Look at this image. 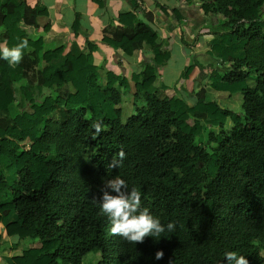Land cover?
<instances>
[{
	"label": "trees",
	"instance_id": "16d2710c",
	"mask_svg": "<svg viewBox=\"0 0 264 264\" xmlns=\"http://www.w3.org/2000/svg\"><path fill=\"white\" fill-rule=\"evenodd\" d=\"M184 1L222 29L199 51L214 63L205 86L186 92L193 103L157 75L172 51L151 12L103 29L116 49L152 51L127 78L105 70L94 43L40 33L45 6L0 0V45L29 42L18 66L0 59V264H85L90 254L93 264H229L230 251L264 264V0ZM155 6L182 29L186 54L194 50L181 12ZM118 175L175 230L137 244L113 235L98 203Z\"/></svg>",
	"mask_w": 264,
	"mask_h": 264
},
{
	"label": "crops",
	"instance_id": "0c3cea01",
	"mask_svg": "<svg viewBox=\"0 0 264 264\" xmlns=\"http://www.w3.org/2000/svg\"><path fill=\"white\" fill-rule=\"evenodd\" d=\"M30 6L43 5L48 11V22L40 33L44 34L48 31L62 36V42L67 45L72 42H77L80 45H85L88 42L94 43L97 47V52L94 53L95 59L104 63V68L107 71L113 72L116 75L129 78L132 74L141 72L146 64H151L153 59L152 51L148 48H142L137 55L133 54L130 45L114 48L116 42L103 33V29L107 26H129L137 18H142L143 12H151L153 14L152 27L156 29L162 39L170 38V50L172 55L170 60L162 66L157 67V75L165 84L166 70L168 66H173V58H180L183 54L187 66L191 62L190 53L194 50L187 49L185 52L180 42V31L177 23L171 17H165L160 10L155 6L156 3L166 5L170 8H177L184 17V30L189 34L191 40L199 39L205 41L204 49L208 48L209 40L212 37L214 28H207L209 22L208 17L204 16L199 6L187 4L184 0L168 1V0H25ZM78 22L77 30L72 29L74 22ZM203 22V23H202ZM202 23L199 28H194ZM209 30L207 35L197 37V33L201 30ZM44 31V32H43ZM30 34H36V31L27 28ZM203 49V50H204ZM83 58V59H82ZM206 58V57H205ZM208 59V58H207ZM209 60V59H208ZM84 61V56L81 57V62ZM173 62V63H170ZM192 63V62H191ZM194 65V64H193ZM200 63L195 64L197 73L199 74ZM180 71V70H179ZM175 71V78L179 77L180 72ZM193 69V73H194ZM189 77L190 81L198 76V74ZM193 77V78H192ZM176 81V80H175ZM206 81V79H205ZM185 82V81H183ZM174 83V82H173ZM179 83V82H178ZM194 83V82H193ZM205 84V83H204ZM172 85V84H171ZM169 86V85H167ZM194 86V84L192 85ZM183 91L187 90L183 87ZM11 240V239H10ZM8 240V241H10ZM6 246V244H5Z\"/></svg>",
	"mask_w": 264,
	"mask_h": 264
},
{
	"label": "clouds",
	"instance_id": "9594fccd",
	"mask_svg": "<svg viewBox=\"0 0 264 264\" xmlns=\"http://www.w3.org/2000/svg\"><path fill=\"white\" fill-rule=\"evenodd\" d=\"M29 47L27 39L20 40L15 46L9 48L0 45V59L8 62L10 67L18 66L24 55V50ZM95 131L99 134L102 131L100 124L94 125ZM112 159L108 168H119L120 162L125 154L121 150ZM102 196L98 203L100 212L105 215L111 224V233L120 236L129 243H143L146 237H160L166 230H175V223H168L165 227L158 218L150 214L149 209L141 207V193L136 188L129 189L127 182L116 176L108 180L101 190ZM115 193V195L110 194ZM94 203H97L93 200ZM164 256L163 251H157L155 259L160 260ZM229 264H249L243 255L234 251L224 254Z\"/></svg>",
	"mask_w": 264,
	"mask_h": 264
},
{
	"label": "rangeland",
	"instance_id": "374dc122",
	"mask_svg": "<svg viewBox=\"0 0 264 264\" xmlns=\"http://www.w3.org/2000/svg\"><path fill=\"white\" fill-rule=\"evenodd\" d=\"M202 23H200V24L197 23L198 26H196L194 28H199V26H201ZM221 30L222 29H217L216 28L213 31H216V33H217V32H219ZM209 33H210L209 30L203 29V30H201V33H199V32L197 33V37L201 36V35H204V34L207 35ZM196 42H197V40H196ZM205 45H206L205 41H202V39L200 38L198 43H197V45L194 48V52L190 53V58H191V62L192 63L189 62L187 64V66L194 64L193 67H194V71L195 72L193 73V75H195V76L198 74L197 73V69L195 68V64L197 62L200 63L199 74H198V76H196L193 79V81L192 80L185 81V82L180 81L179 83L176 84V81H177V79L179 77L175 78V71H179L180 70L179 72L181 73L183 68H184V65L186 64L185 59L181 58V57H183V54H181L180 58H177V57L173 58V62H174L173 66H171V65L168 66V69L166 70L165 84L171 86L172 89L176 90V92L184 93V96H185V92L183 91V87L185 88V90H187L189 92H191L193 89H194V91L197 92V91L200 90V88L204 87L205 86L204 83H205L206 76L210 73V71L212 69V66H213V63H214L213 61L211 62V60H208L204 56H201L199 51L203 50ZM195 49H196V51H195ZM173 62H170V63H173ZM193 84H194L195 87L192 86ZM250 84H252V83H250ZM177 94H175V95H177ZM182 96H183V94H182ZM185 98H186L187 101H189L191 103H193L195 101L194 98L189 97V94H187V93H186ZM51 155H53V153H51ZM16 242H17L16 239H11L10 241H8L6 243V246H8L10 243H16ZM32 242L34 243V245L32 244ZM21 243H23L26 246H28V245H33L34 247H38L39 246L37 241L30 240V239L24 240V242H21ZM19 248H21V245L19 246ZM98 258H99L98 254H96V255L90 254V255H88L86 257L85 264H93Z\"/></svg>",
	"mask_w": 264,
	"mask_h": 264
}]
</instances>
